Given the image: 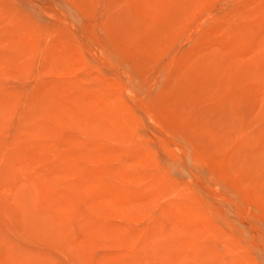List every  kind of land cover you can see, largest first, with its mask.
Instances as JSON below:
<instances>
[{
  "label": "rangeland",
  "instance_id": "1",
  "mask_svg": "<svg viewBox=\"0 0 264 264\" xmlns=\"http://www.w3.org/2000/svg\"><path fill=\"white\" fill-rule=\"evenodd\" d=\"M0 264H264V0H0Z\"/></svg>",
  "mask_w": 264,
  "mask_h": 264
}]
</instances>
